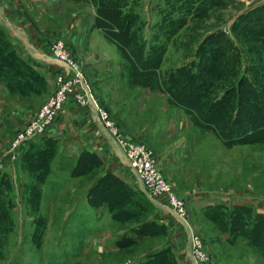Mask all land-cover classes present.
I'll return each mask as SVG.
<instances>
[{
	"label": "rangeland",
	"instance_id": "rangeland-1",
	"mask_svg": "<svg viewBox=\"0 0 264 264\" xmlns=\"http://www.w3.org/2000/svg\"><path fill=\"white\" fill-rule=\"evenodd\" d=\"M102 1L56 0L51 7L40 9L41 17L35 21V27L42 29L50 43L54 38L65 40L92 93L114 116L122 135L143 140L154 150L161 170L175 190L185 195V221L176 219L170 210L157 204L156 198L137 187L136 182L133 185L130 167L117 155L112 157L113 170L106 155L84 151L77 163L61 167L58 173L55 170L52 174L57 175L53 180L52 174L49 176L46 187L23 159V152L30 149L28 141L17 146L15 142L20 133L26 132L31 117L47 98L7 146L8 149L15 146L9 155L17 163L19 160L22 171L18 172H23V178L17 173L16 181L11 172H0V264H192L184 248L191 235L200 241L209 264H264V103L257 106L249 103L237 109L233 96L231 103L223 101L206 108L215 86L217 95L221 96L228 86L233 83L236 86L245 76V83L253 79L264 89V42L232 26L254 0H219L201 15L189 9L186 16L182 14L183 19L173 34L161 38L151 37L148 32L157 30L154 24L162 19L157 14V5L163 0H123L125 10L129 9L126 3L129 1L137 16L136 31L129 36H114L112 23L119 22L120 16L114 10H104L108 20L96 18L101 41H95V47L108 51L109 57L114 51V67L123 70L124 78L114 77V89H104L101 85L97 89L93 84L95 74L90 76L85 70L90 63L86 64L85 58L77 54V42L70 37L72 30L63 29L64 22L77 16L73 12L78 13L84 4L91 3L97 10ZM146 3L150 5L149 14ZM3 28L4 47L12 49L14 41ZM218 30H221L218 36H224L223 41L200 49L208 35ZM115 39L124 45L120 46ZM150 43L164 50L160 57L150 59L152 66L159 62L161 65L143 77L153 84L140 82L135 70L138 64L146 65L138 49ZM210 46L217 48L205 53ZM256 49H260L262 59L258 61L263 69H258L261 63L252 59L255 53L251 50ZM95 54L97 50L87 61L95 59ZM229 56L230 61L222 59L229 60ZM15 59L11 56L8 61L13 64ZM232 65H235L233 76H224L223 70ZM197 66H201L205 79L213 83L206 99L192 107L197 104V95L191 94L185 84L192 82L189 72L198 71ZM216 68L212 79L207 69ZM14 70L12 67L6 71L8 79H14ZM120 83H126L128 88H121ZM56 84L57 72L55 87ZM120 103H123L122 112L117 111ZM235 115L239 127L228 132ZM202 116H209L210 121L216 119L217 125H207L200 120ZM252 124L256 129L254 134L249 130ZM114 138V144L125 154L123 144L115 135ZM160 198L169 205L167 195ZM211 203L224 204L221 210L227 213L225 216H229L228 211L234 205L245 203L249 205V216L236 221L239 227L235 225L230 231L223 216L208 214ZM192 249L191 246V255Z\"/></svg>",
	"mask_w": 264,
	"mask_h": 264
},
{
	"label": "crops",
	"instance_id": "crops-1",
	"mask_svg": "<svg viewBox=\"0 0 264 264\" xmlns=\"http://www.w3.org/2000/svg\"><path fill=\"white\" fill-rule=\"evenodd\" d=\"M55 1L0 0V41L3 43V46H0V172H11L16 181H18L17 173L22 179L23 172H18L19 170L22 171L21 167L19 168V160L17 163L13 156L10 157L9 153L12 149H8L7 146L16 131L31 116V113L35 112L54 91L55 74L60 69L59 61L52 55L51 43L46 38L47 36L45 37L41 33V28L35 27V21L41 17L40 9L42 10L43 6L44 9L47 6L51 7L50 5ZM256 1L254 0L252 4H255H251L250 7L264 2V0H258L257 3ZM145 9L149 14L150 5L148 3H146ZM158 13L159 10H157ZM75 14L77 16H72L73 18L64 22L66 28L63 30H72L70 37L72 36L71 38L77 42V54L82 56L81 58H85L86 64L90 63L89 67H85L86 73L92 74V76L95 74L93 76L95 87L99 89L101 85V88L104 89H114V77L120 75V78L123 79L124 72L123 70H116L114 67V51L109 57L108 51H102L95 47V41H101L99 36L101 28L96 25L98 16L96 8L93 4L86 3L79 8L78 13L73 12V15ZM3 27L7 29L14 41L15 46L12 49L4 47L6 38L4 34L2 35L3 31L5 32ZM96 50L95 59L92 58L91 62H88L87 58ZM11 56L16 58L13 64L8 61ZM2 64L4 67L1 66ZM6 65L15 68L13 80L6 76V69H8ZM12 81H14V86ZM121 88L127 89L128 86L126 83H122ZM122 105L123 103L118 104L117 111H124ZM112 117L114 118L113 115ZM44 137L54 139L57 144L55 152L57 155L52 157L50 161L51 170L43 180L46 187L49 176L55 170L58 169V173L61 167L65 168L71 162L77 163L82 152L92 151L99 155H106L110 159L109 167L113 170L114 160L112 157L117 155L118 158L123 159L132 172H130L129 178L132 179L133 185L136 182L137 187L142 190L146 189L130 165L126 154L117 144H114V135L103 124L98 110L94 107L84 108L77 103L73 95L68 97L61 114L47 129ZM31 142L32 140H29L28 145ZM114 149L116 150L114 151ZM57 158L59 160L56 161ZM56 175L55 173L52 174L51 180ZM46 192L50 193L51 190H46ZM156 203L170 210L176 219L179 218L163 198L156 199ZM179 239L177 240L178 244L181 240ZM190 242L187 238L184 248L188 261L193 264ZM178 249L181 248L178 246Z\"/></svg>",
	"mask_w": 264,
	"mask_h": 264
},
{
	"label": "trees",
	"instance_id": "trees-1",
	"mask_svg": "<svg viewBox=\"0 0 264 264\" xmlns=\"http://www.w3.org/2000/svg\"><path fill=\"white\" fill-rule=\"evenodd\" d=\"M218 1L219 0H189V1L188 0L187 1L186 0L184 1L183 0H163V3H159V5H157L159 9V13L162 15V19L157 21L154 24V27H157V30L153 32L151 30L148 33L149 35H151V37H155V38H158V37L161 38L163 36L170 37V35L173 34L172 32L175 30V28L181 23L183 19L182 14L186 16L190 11H192V13L194 12L196 15H201L204 13L203 12L204 9L209 8L212 5H216ZM112 2H114V6L112 5ZM126 3H128L127 6L129 8L127 10H125L124 8L125 1L123 0H103L102 2L98 3L97 10H98V17H100V19L104 18L105 20H108V18L105 17V14H104V10L106 9L114 10V13L120 16L119 22L112 23L114 25V27L112 28L114 31V36H118L120 34L129 36V35L134 34L136 31L134 25L136 24L137 16L134 14L135 13L134 6L129 1H127ZM130 10H133L132 11L133 13L130 12ZM176 12H178V14ZM232 26L236 30H241V32H244L245 35L247 36L248 35L250 36L251 34L252 36L256 35L260 39V41L264 42V2H261L241 12L237 16L235 22H233ZM220 31L221 30H218V31H215L209 34L208 37L202 43L200 49H203L204 47H206V45H209V44L212 45V44L217 43L218 41H223L224 36L222 37L218 36ZM115 41H118L120 46L124 45V43H121L119 39L118 40L115 39ZM216 48L217 46H214V47L210 46V47H207L204 51L205 53L209 54L212 51V49H216ZM138 50H140L141 52V61L144 64H146L144 65V67L147 69H145L143 65L138 64L135 67V70L138 71L137 75L135 73V75L137 76L136 78L139 79V81L142 83L153 84L152 81L148 82L143 77L148 75L147 73L150 69L155 67V70H156L157 67L161 65L159 62V64H157L156 66H152L153 63L150 59L155 58V57H160V55H163L164 50H162L158 44H152V43L144 45ZM138 50L136 51V55L138 54ZM251 51L255 53V57H252V59L255 60V63H261V61H258L262 59V56L260 55V49L251 50ZM230 58L232 57L229 56L228 57L229 60H227L226 57L222 59L225 61H230ZM1 66L4 67V64H2ZM6 67L8 69H12L11 67H8L7 65ZM257 68L263 69V64L261 63V65H259ZM8 69H6V71ZM200 69H201V66L200 68H198V71H195V72L190 71L189 73L191 74V76H193V80L189 85H188V81L185 84L190 89L189 92L191 94L197 95L196 96L197 104L195 103L192 104V107H195V105L197 107L200 101H203V99H206L205 98L207 96L206 94L209 91L211 84L213 83L212 81H207V79H205ZM187 70L188 69L186 68V71ZM207 70L210 73V77L213 79V76H216L217 68L214 70L212 69L211 70L207 69ZM233 71H235V65L234 66L232 65L229 69L228 68L224 69L223 75L224 76L226 75V77L233 76V74L235 73ZM183 74H186V72H184ZM259 75L262 76L261 74ZM245 79H246V76L243 79H241L239 82H237L236 86H234L235 85L234 83L228 86L223 91V93H221V96L217 95L216 90H215L216 86H215L212 90L214 96L208 98L210 102L206 108L216 107L218 103H221L223 101L231 103L233 96L236 97L235 103L237 104V109L249 103H252L254 106L260 105V103L263 104L264 103V89L262 88V86H259L258 83L255 82V80L253 79L251 80L249 79V81L247 79L245 83ZM180 103H183V102L180 101ZM248 116L251 117V118L249 117L250 120H253V117L251 116L250 113ZM237 118L238 116L235 115L234 118L231 119V125L227 128L226 131L229 132V131H235L238 129L239 125L236 124V121H238L239 119ZM200 120H203L202 122H206V124L210 126L217 125L216 119H212L210 121L209 116H205V117L202 116ZM249 130H251V133L253 134L256 133L255 125L252 124V126L249 127ZM228 139H234V138H228ZM29 146H30V149H27L25 150V152H23L24 153L23 159L25 163L29 164V166L32 167V170L35 172L36 177L39 180H44L46 175L51 170L50 161L52 157H54V154L56 152V148H57L56 141L52 138H45L44 134H42L34 138V140H32ZM142 193L143 191H141V195H143ZM143 196L147 197L146 195H143ZM211 204H212L211 206L212 210L207 211L208 214L216 216L217 218H220V216H223L226 219V221L228 220L227 221L229 223L228 230L230 231L234 229L236 225V221L238 220L243 221L245 220V218L249 216V212H248L249 205L245 203L238 204L239 206L234 205V207H232L228 211L229 216H225L227 215V213L221 210V209H224V204H219V203H216V204L211 203ZM219 207H222V208H219ZM236 227H239V225H236ZM254 243H257V242L255 241Z\"/></svg>",
	"mask_w": 264,
	"mask_h": 264
},
{
	"label": "built area",
	"instance_id": "built-area-1",
	"mask_svg": "<svg viewBox=\"0 0 264 264\" xmlns=\"http://www.w3.org/2000/svg\"><path fill=\"white\" fill-rule=\"evenodd\" d=\"M51 50L52 55L60 64L55 90L31 117L26 132L20 133L21 136L15 142V146L45 134L63 109L68 97L73 95L80 105L90 104L98 110L105 127L123 144L129 163L143 182L148 195L156 199L160 195H167V203L172 211L180 219L182 216L185 219L186 199L184 195L175 190L172 182L161 170L154 150L143 140L127 139L122 135L114 118L99 104L98 99L92 93L79 64L71 57L64 39L54 38L51 42ZM192 238L193 235H191L193 264H209V259L202 250L200 241L197 237Z\"/></svg>",
	"mask_w": 264,
	"mask_h": 264
},
{
	"label": "bare ground",
	"instance_id": "bare-ground-1",
	"mask_svg": "<svg viewBox=\"0 0 264 264\" xmlns=\"http://www.w3.org/2000/svg\"><path fill=\"white\" fill-rule=\"evenodd\" d=\"M182 219H183V216H182ZM184 221H185V219H184Z\"/></svg>",
	"mask_w": 264,
	"mask_h": 264
}]
</instances>
